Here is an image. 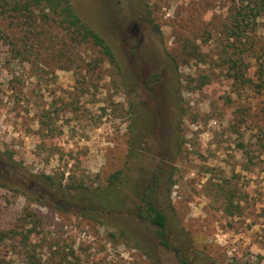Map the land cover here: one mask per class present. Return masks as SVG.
I'll return each instance as SVG.
<instances>
[{
    "label": "rangeland",
    "instance_id": "1",
    "mask_svg": "<svg viewBox=\"0 0 264 264\" xmlns=\"http://www.w3.org/2000/svg\"><path fill=\"white\" fill-rule=\"evenodd\" d=\"M70 1L121 69L53 14L24 56L0 42V260L264 264V12L241 45L225 29L240 0ZM155 102L140 169L165 161L154 195L169 247L133 202L95 198L125 166L133 112Z\"/></svg>",
    "mask_w": 264,
    "mask_h": 264
},
{
    "label": "trees",
    "instance_id": "2",
    "mask_svg": "<svg viewBox=\"0 0 264 264\" xmlns=\"http://www.w3.org/2000/svg\"><path fill=\"white\" fill-rule=\"evenodd\" d=\"M262 12H264V0H240L235 11L230 13L225 29L234 31V40L244 45L243 39L247 38L248 31L254 28L252 25L257 24L256 18L261 17ZM40 13L43 16H38ZM52 14L60 18V25H64L71 35L77 37L75 38L77 42L92 41L106 56L107 62L118 68L115 56L105 39L82 22L70 0H0V42L7 43L10 50L24 56L31 46L32 37L38 39L39 33H33L32 28L45 23V18ZM39 45H41L40 39L37 46ZM237 53L240 56L232 60L234 78L245 81L248 68L241 66L244 64L243 51L239 48ZM229 60L231 61V58ZM258 79L259 82H256L255 86L264 89V70ZM45 178L52 180L50 176ZM136 186V179L131 175H125L119 169L110 174L106 188L96 193L95 198L100 206L109 211H122L127 203L133 202L137 216L152 225L160 242L165 247H169L165 231L166 216L156 206L154 190L148 192L147 189H143L139 193ZM179 260L182 264H193L192 261L182 257ZM2 261L0 260V264H3Z\"/></svg>",
    "mask_w": 264,
    "mask_h": 264
},
{
    "label": "flooded vegetation",
    "instance_id": "3",
    "mask_svg": "<svg viewBox=\"0 0 264 264\" xmlns=\"http://www.w3.org/2000/svg\"><path fill=\"white\" fill-rule=\"evenodd\" d=\"M132 26L135 27V24H133ZM109 47L112 50L110 45ZM113 54L115 56L114 52ZM116 62L118 64V68L121 69V66L117 59ZM127 78L129 77L127 76ZM152 79H156V74L152 76ZM157 104L158 102H155L152 107H141L140 111L133 112L132 126L130 127L129 138L130 146L128 147V151L126 153L125 166L121 169L125 175H131L132 178L136 179V188L139 193L143 189H147L148 192L151 190L155 191L156 186H159L162 183L160 175L163 171H166V169L164 170L165 161L162 159L159 160L154 169H151L147 172H144L142 169H140V165L145 162V160L148 158V155L150 154V151L147 150L146 147H151L159 141V135L156 134L154 129H150L148 126L146 127L145 124L141 121L142 112L144 110L149 111L155 108ZM159 146L162 148V144Z\"/></svg>",
    "mask_w": 264,
    "mask_h": 264
}]
</instances>
